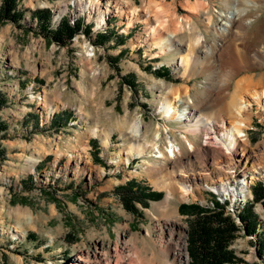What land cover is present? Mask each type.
Segmentation results:
<instances>
[{
  "label": "rangeland",
  "instance_id": "obj_1",
  "mask_svg": "<svg viewBox=\"0 0 264 264\" xmlns=\"http://www.w3.org/2000/svg\"><path fill=\"white\" fill-rule=\"evenodd\" d=\"M244 1L239 8H245ZM248 1L257 6L228 32L218 28L234 0H101L93 2L100 15L90 17L78 10V0L18 3L24 14L21 26L0 25V122L5 128L0 131V264H74L78 258L105 264L97 254L108 264L119 258L128 264L133 251L147 262L157 252L159 233L166 238L171 230L182 237L181 264H192L190 237L202 213L191 206L221 212L238 227L228 247L236 257L232 264H264V252L258 253L264 239V215L258 212L263 206L250 199L252 187L264 186V105L252 99L264 89V0ZM42 10L51 12L52 27L67 18L80 26L86 22V27L66 44H56L32 16ZM98 35L111 39L98 45ZM172 35L171 50L162 47L161 39ZM199 36L205 47L196 44ZM184 53L191 57L185 71L177 66ZM163 70L169 74H156ZM170 90L179 97L166 98ZM244 99L252 106L242 108L238 119L257 128L247 139L257 158L245 171L258 173L246 193L256 232L263 230L258 239L247 235L224 207L207 206L208 194L181 199L174 191L166 200V191L154 186L155 174L149 173L158 167L155 156L149 157L151 145L161 148L164 143L160 119L168 121L161 108L166 100L173 103V113L185 104L196 108L192 114L218 119L229 101L242 107ZM137 119L144 129L139 142L129 133ZM173 123L164 128L173 129ZM93 130L96 136H91ZM156 135L160 139L155 141ZM181 136L175 134L187 153ZM189 138L199 146L197 137ZM143 142L150 147L130 157L126 167L127 148ZM126 183L160 195L133 198L136 212L129 211L123 199L132 195L118 190ZM167 220L182 228L166 225Z\"/></svg>",
  "mask_w": 264,
  "mask_h": 264
},
{
  "label": "built area",
  "instance_id": "obj_2",
  "mask_svg": "<svg viewBox=\"0 0 264 264\" xmlns=\"http://www.w3.org/2000/svg\"><path fill=\"white\" fill-rule=\"evenodd\" d=\"M94 1L101 2V0H78L77 6L80 7L78 10L80 12L84 11V13L87 12V8L93 7ZM79 3L82 4V6L79 5ZM87 14L88 17H90V12ZM96 16H98V13ZM86 24V22L81 24L82 30L83 27H86ZM260 101L264 105V102L262 100ZM242 104L245 103L242 101ZM186 106L184 104L182 109ZM251 106L252 105L245 109V111ZM197 116H201L199 123L197 124V132L195 134L188 133L186 136L188 138L190 136L197 137L199 140V146L197 145L198 149L195 152H192L191 149L187 151L185 154V161L179 163L181 169L178 168L177 172H173V175L178 181H180L179 184L188 191V194H186L187 199H196V194H208L209 202L207 206H213L216 204L220 208L224 207V209H226V214L239 222L237 215L240 213L242 206H245L248 203L246 193H250V184L252 181L256 180L255 174H258L254 170V176L252 173L247 175V169L245 171L247 163L249 161L252 162L253 159L257 158L253 153L255 147L251 148L247 143L249 133L257 130V128L255 129L251 123H247L244 120H239L237 122L238 124H236V122H230L227 118L219 120L207 118L201 114ZM184 120V123H173V129L170 128L177 135L178 139H180V135H182L181 137L185 135V132L180 134L178 131L180 126L183 124L181 128L183 129L185 126L184 124H191L188 118ZM160 121L163 129H165V126L170 127V122L166 119L163 121L160 119ZM258 122L260 123L259 119ZM167 140H169V137L163 139L164 143L161 148H158L157 145L154 149H151L149 154L153 153L154 156L161 159L164 155L162 154L163 148L165 149V146L168 144ZM168 154H172V152L169 150ZM154 160H156V158ZM125 165L128 167L129 162H126ZM237 168L240 169L241 179L245 182L241 188L237 187V185H241L240 178L235 177L234 171H236ZM250 176L254 179H249ZM240 189H242L241 201L234 202L236 199V192L240 191ZM250 199L253 200V197L250 196ZM260 210L261 211L258 212L264 215V208Z\"/></svg>",
  "mask_w": 264,
  "mask_h": 264
},
{
  "label": "bare ground",
  "instance_id": "obj_3",
  "mask_svg": "<svg viewBox=\"0 0 264 264\" xmlns=\"http://www.w3.org/2000/svg\"><path fill=\"white\" fill-rule=\"evenodd\" d=\"M239 1L240 0H234V2H232V5H230L229 10L225 14H223V17L225 18V20L223 22H221V26L218 28V31L228 32V30H229L228 28H231L232 23L235 20H242L244 18V16L247 14V11L249 10L250 7L255 8L257 6V5H255L254 2L246 0V1H244L245 8L241 9L238 6ZM80 5L82 6V4H80ZM87 10H88V12H90L92 14L98 13V15H100V13H99L100 7L98 5H95V6L93 5L92 8L89 7V8H87ZM92 11H94V12H92ZM103 14H105V12ZM101 18L103 19V16ZM105 19H107V16ZM209 21H211V17L209 18ZM247 23H249V21H247L246 24ZM96 25H97V23H96ZM151 31L155 32L154 29H152ZM172 39H175V36L172 35V36H169L168 39L167 38L161 39L162 47H167L169 50H171V47H169V46H171L170 41ZM196 44L201 45V46L204 45V40H203L202 36H199L197 38ZM204 47H205V45H204ZM189 61H191V57H189L188 53H184L181 55L179 61L177 62V66L185 68L184 69V71H185L187 66H189ZM261 94H262V97H261ZM253 95H254V97H252V99H254L256 102L260 101L262 98H263L262 101L264 102V89H263V92H261V91L257 92V93L255 92ZM169 96L173 99H176L179 97L176 90H170L168 92V96L166 98H169ZM235 101L236 100H231V101H229L228 104H226V106L223 109L221 108L222 110L219 111L220 113L218 112L219 113V117H218L219 120L222 119L223 116L234 117L237 120H235L233 122H236V124H238L237 122L240 120L238 118L242 117V115H241L242 108L245 110L251 104H249L250 102L247 99H244L243 101H245L244 102L245 104H242L241 105L242 107H240V106L236 107ZM169 104H171L170 100H166L164 105L161 107L163 109L162 112L165 113L164 117L167 118L168 121L177 122V123L178 122L184 123L185 122L184 119L188 118V120L191 122V124H189V123L184 124L185 126L182 129V131L180 132V134L185 132L184 133L185 135H183L182 139L187 143V146H188L186 148L187 151L191 149L192 152H195L198 149V146L194 143V141L190 140V138H188L186 136V134H188V133L195 134L197 132V130H196L197 124L199 123L201 116H197L196 114H192V111L196 112L197 110L195 107L193 109L191 107L188 108V106H190V105H187L186 107H184L183 109H185V110L179 108L180 109L179 113L178 112L173 113V111L171 112V110L169 108ZM190 104H192V103L190 102ZM187 108L189 109V111L186 110ZM248 110H250V109H248ZM182 125L180 127H182ZM129 133L138 142L141 141V139L144 140V138H143L144 129H143V124H142L140 119H137V121L130 127ZM96 135H97V130H93L91 133V136H96ZM108 136L109 135H107L105 137V139L103 140L104 146H106L108 144ZM168 137H169V140H167L168 144L166 145V148L163 149L162 154H164V155L161 158V160H158V158L155 156L156 161L158 162V164H157L158 167L151 168L149 170V173L155 174V177L152 180L154 186L158 190L166 191V198H165L166 200H168L172 197V194L174 193V191L175 192L177 191L180 194L181 199H185L186 194H188V191L186 189H184V187L182 185H180L179 183L174 182V180L171 178L174 177L172 172L179 168V166H180L179 163L185 161V153L186 152L184 153V150H183L184 148L181 146L180 141L178 142V139L175 137L174 131L171 130L170 128L169 129L165 128V132H164V135L162 136V138L167 139ZM156 139H160L159 135L155 136L154 140L156 141ZM150 145H145L144 142L142 144L137 143V144L130 145V147L127 148V154H126L127 156L125 157V159L123 161H125V162L129 161L130 157H132L134 155L142 154V152L144 151L143 149L145 147H150ZM151 147H156L155 142H154V144L151 145ZM169 150H170V152H172V154H168ZM253 152H255V150H253ZM151 154H153V153H151ZM80 155L81 154H78L76 157L80 158L81 157ZM153 156H154V154L151 155L150 157H153ZM256 157H257V155H256ZM74 158H75V156H74ZM167 168L170 170L169 172L171 173V175H168L170 178H165L166 176L164 175ZM234 172H235V177L240 178V184L241 185H237V187L241 188V186L244 185L245 182L242 181V179H241L240 169L237 168V170ZM250 177L253 178L252 176H250ZM168 179H170V180H168ZM241 190L242 189H240V191L236 192V197H235L236 199L234 201H239V202L241 201L240 200V198L242 197ZM169 224H173V226L175 224V227H178L179 230H180V228H182V225L179 222L175 223L172 220H167L166 225H169ZM159 229L161 230V228H159ZM181 238L182 237H180L179 232H178V234H175L173 232V230L168 232L166 238H164L163 235L159 233V237H158L157 242H156L158 249H157V252L155 253V255L154 254L151 255V258L147 262H145V261H142L140 259L137 251H133L131 254V261L128 264H181L182 263V259H181V256H182L181 253L182 252H181V246H180L181 245L180 244ZM127 250L131 251V248L127 247ZM117 252H118V250H116V253ZM97 256L100 258L99 260L101 262L105 261L106 262L105 264L109 263L108 260L105 259V257H102L98 254H97ZM119 259H117V264H121V262H119ZM74 264H90V263H88L87 261H85L82 258H78L74 262Z\"/></svg>",
  "mask_w": 264,
  "mask_h": 264
},
{
  "label": "trees",
  "instance_id": "obj_4",
  "mask_svg": "<svg viewBox=\"0 0 264 264\" xmlns=\"http://www.w3.org/2000/svg\"><path fill=\"white\" fill-rule=\"evenodd\" d=\"M21 0H1L0 3V25L5 22L16 24L23 19V13L18 8V3ZM38 26L47 33V36L54 41V43L63 45L72 39L75 33L80 29V23H69L67 19L59 21L55 27L50 25L51 12L49 10L36 11L32 14ZM88 32V31H87ZM111 39L109 35H98L95 38V44L101 45L104 41ZM117 42H122L120 39ZM157 75L161 77L167 76L169 73L165 70L157 71ZM130 83V82H128ZM4 102L0 99V109ZM5 130L3 124L0 122V131ZM119 191H128L131 198L124 197L125 207L129 211L136 212V208L132 203L133 198L152 199V196H159L160 193L147 192L150 188L140 186L134 188L133 184L126 183L124 186L118 187ZM252 196L254 202H261L264 208V186L258 184L252 187ZM155 194V195H153ZM163 196V193H162ZM154 198V197H153ZM217 207V205H213ZM180 208H185L184 205ZM193 210L201 214L195 223L194 230L190 237L189 256L192 258V264H232L236 261L235 253L229 250V243L235 238L238 227L233 224L228 218H224L221 212L210 213L207 209L196 208L191 206ZM220 208V207H219ZM239 222L243 224V231L247 235L254 236L258 239V235L262 231L257 230V222L253 215V210L250 204L245 205L237 215ZM30 236V235H28ZM32 238V237H30ZM258 244H256V247ZM264 252V239L259 240L258 253Z\"/></svg>",
  "mask_w": 264,
  "mask_h": 264
},
{
  "label": "crops",
  "instance_id": "obj_5",
  "mask_svg": "<svg viewBox=\"0 0 264 264\" xmlns=\"http://www.w3.org/2000/svg\"><path fill=\"white\" fill-rule=\"evenodd\" d=\"M165 193V192H164Z\"/></svg>",
  "mask_w": 264,
  "mask_h": 264
}]
</instances>
